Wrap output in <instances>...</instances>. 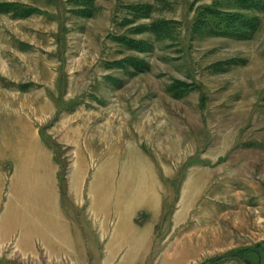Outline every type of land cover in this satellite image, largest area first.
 I'll use <instances>...</instances> for the list:
<instances>
[{
	"label": "rangeland",
	"instance_id": "rangeland-1",
	"mask_svg": "<svg viewBox=\"0 0 264 264\" xmlns=\"http://www.w3.org/2000/svg\"><path fill=\"white\" fill-rule=\"evenodd\" d=\"M26 125L53 162L62 209L45 199ZM130 152L149 161L138 191L159 186L125 207L139 235L150 230L136 236L149 249L115 238L113 217L97 253L88 210L113 213L134 174L108 176L92 199L90 186ZM81 161L88 200L76 202ZM19 176L29 206L15 212ZM0 180V231L12 235L0 237V264H210L228 253L212 264H264V0H0ZM27 218L31 229L9 221ZM26 234L50 250L19 246Z\"/></svg>",
	"mask_w": 264,
	"mask_h": 264
},
{
	"label": "bare ground",
	"instance_id": "bare-ground-1",
	"mask_svg": "<svg viewBox=\"0 0 264 264\" xmlns=\"http://www.w3.org/2000/svg\"><path fill=\"white\" fill-rule=\"evenodd\" d=\"M28 133H30V137H31V141L33 142V151L32 153L36 154L37 157L39 158L40 162V169H42L43 174L45 176V185H46V193H45V199L46 201L50 204V205H56L57 207H59L60 209H62L63 207V189L62 187L60 188V184L57 181V176L55 168L53 167V162L52 160L49 158L48 153L41 147V145L39 144L37 137L35 135V133L31 132V129L26 125L25 126ZM129 148H125L124 151H128ZM40 152V154L38 153ZM111 152V151H110ZM113 153V151H112ZM132 154V155H131ZM123 157V156H122ZM110 158L107 163H106V167H105V171H100L99 174L97 175V179L95 182H93L90 186V196L92 199V195H93V191H94V187H99L102 188L104 182L106 181V178L109 176V179H112V174H113V179L114 180H119L121 178V175L123 172L129 171L130 173L134 174V176L132 177V184H130L126 189H123L121 191H114V199L116 200L117 204H115V211L111 214H107L105 213L103 210L97 212V210H95L94 207H90V209L88 210V213L92 216L91 220L92 224H93V229H92V233H90V235L92 234L90 240L92 241L91 247H93L94 251H97V246L99 241L102 243L104 241L105 238H107L106 236L109 234H113V225L111 223V219H113V217H115L116 219L120 220L121 219V231L119 233H117L115 235V238H118V240H122L125 241L127 243H131L134 248L135 251H139L136 250V248H138V246H141L142 248H145L146 251L149 249V246L147 248V245H143V243H136V236L139 235L137 233L136 230H134V224L131 223L132 220H130V216L129 213H132L130 211H128L127 209H125V207L129 206L130 204H135L137 202H139L140 199L144 198L146 195H148L149 193H153L155 191L158 190V185L156 186L155 189H144L142 188V191H138L140 190V186L145 183V179H146V175L147 173L150 171V166H149V161L147 158L143 157L141 154L139 153H132L130 152V155H128L127 157L124 158ZM19 171L21 173H23L25 171L24 166L22 165H17ZM85 162L81 161V163L79 164V166L76 168V172L74 175L72 182L70 183V187L72 188L73 193H76L75 196V201L78 200L80 197L83 198V201L88 200L87 195H85V197H83L84 192L82 191V179L84 177V173H85ZM156 171V170H155ZM24 179L22 176H19V178L17 179V187H18V193L16 194V203H17V208L16 211L19 209L20 212H22V209L26 208V206H29V203H27V195L25 193L26 190V185L23 183ZM155 180H152V183H154ZM3 185V180H0V187ZM138 186V187H137ZM137 187V188H136ZM190 191V190H189ZM189 195L185 196L188 197ZM69 197V196H68ZM94 197V195H93ZM111 197V194H108V200ZM132 198H135L136 201H132ZM77 202V201H76ZM128 202V203H127ZM62 203V204H61ZM120 203H123L122 205ZM86 204V206L84 205ZM84 204L82 203H78L77 207H80L81 205L85 208L87 207V203L85 202ZM77 205V204H75ZM72 208L73 206L70 205ZM81 206V207H82ZM82 207V208H83ZM125 212V213H122ZM87 215V214H86ZM42 219H45V215H43ZM132 219V217H131ZM34 220H36L35 218H27L26 221L24 220H20V221H16L15 219H9L10 223H19V224H24L26 226V223L29 224L30 229L33 228V226L35 225ZM16 221V222H14ZM9 227V224H7L5 226V228L7 229ZM112 227V228H111ZM111 228V229H110ZM3 229V227H2ZM97 230V234L93 235L95 233V231ZM90 231V230H89ZM115 232V229H114ZM145 233H141L139 236L137 237H142L141 239L143 240L144 238V242L145 239L147 241H149V233L150 230H148V232L144 231ZM12 236V235H11ZM11 236H7L4 234V232L0 231V237L3 238H10ZM99 237V240L97 241V238ZM122 237V238H120ZM189 239H191V237H188ZM19 239H20V235H19ZM188 239V240H189ZM26 242V244L28 245V248L30 250L34 251V248H36L37 243L41 242L45 245L44 242H42L41 239H35V237L32 234H26L25 237L20 239L19 242V246L22 247L23 242ZM190 241V240H189ZM46 246V245H45ZM144 246V247H143ZM46 248L48 250H50L48 248V245L46 246ZM52 254H56L54 252H51ZM98 253V251H97Z\"/></svg>",
	"mask_w": 264,
	"mask_h": 264
},
{
	"label": "trees",
	"instance_id": "trees-1",
	"mask_svg": "<svg viewBox=\"0 0 264 264\" xmlns=\"http://www.w3.org/2000/svg\"><path fill=\"white\" fill-rule=\"evenodd\" d=\"M231 16H233L232 17V19L235 21L234 23H238V24H240V25H242V24H246V23H248V22H250L251 21V18H249V17H242L241 15H234V14H232ZM242 17V18H241ZM235 18V19H234ZM229 19H231V18H229ZM252 23V22H251ZM258 26H259V22H258ZM254 27V26H253Z\"/></svg>",
	"mask_w": 264,
	"mask_h": 264
},
{
	"label": "water",
	"instance_id": "water-1",
	"mask_svg": "<svg viewBox=\"0 0 264 264\" xmlns=\"http://www.w3.org/2000/svg\"><path fill=\"white\" fill-rule=\"evenodd\" d=\"M229 255H235V253H228V254H222V255H217L215 256L209 263L212 264L214 261H216L217 259L224 257V256H229ZM243 259L248 263V264H254L252 261H250L249 259H246L243 257Z\"/></svg>",
	"mask_w": 264,
	"mask_h": 264
}]
</instances>
